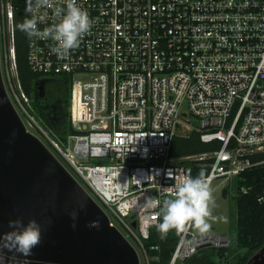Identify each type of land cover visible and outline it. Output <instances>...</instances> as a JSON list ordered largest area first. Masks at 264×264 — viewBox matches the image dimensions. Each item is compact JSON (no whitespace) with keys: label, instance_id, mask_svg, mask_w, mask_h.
I'll list each match as a JSON object with an SVG mask.
<instances>
[{"label":"built area","instance_id":"built-area-1","mask_svg":"<svg viewBox=\"0 0 264 264\" xmlns=\"http://www.w3.org/2000/svg\"><path fill=\"white\" fill-rule=\"evenodd\" d=\"M77 3L92 28L67 59L52 51L54 41L26 35L29 70L52 80L66 76L69 84L71 130L63 140L50 137L26 108L31 100L16 68L12 0H0L3 84L25 129L41 133L135 249L139 264L140 254L151 264L157 257L148 250L156 247L147 249L144 240L159 223L160 205L150 201L162 204L165 189L194 167L208 168L210 184L264 171V0ZM53 4L66 7L61 0ZM33 14L40 30L59 20L49 8L26 10L27 18ZM191 132L212 149L175 161L173 138ZM260 184L256 200L264 204L263 177ZM191 229L180 235L168 264H182L204 247L231 245L226 235Z\"/></svg>","mask_w":264,"mask_h":264},{"label":"water","instance_id":"water-1","mask_svg":"<svg viewBox=\"0 0 264 264\" xmlns=\"http://www.w3.org/2000/svg\"><path fill=\"white\" fill-rule=\"evenodd\" d=\"M42 86L38 85L40 93ZM17 219L24 225L36 220L41 243L24 256L4 248L0 241V264H139L135 249L109 223L93 197L25 129L6 93L0 69V237L13 230L9 221ZM96 220L100 227L89 228ZM245 264H264V247Z\"/></svg>","mask_w":264,"mask_h":264},{"label":"clouds","instance_id":"clouds-1","mask_svg":"<svg viewBox=\"0 0 264 264\" xmlns=\"http://www.w3.org/2000/svg\"><path fill=\"white\" fill-rule=\"evenodd\" d=\"M66 7L55 6L53 0H29L26 9L31 12L32 8L52 9L59 17L57 23L51 27L40 30L38 28L39 17L35 14L31 18H25L19 25V30L28 37H36L41 40H52L55 42L52 51L59 59H67L72 50L80 46L82 39L91 31L92 21L86 10L80 7L77 0H61ZM168 198L155 203L160 205L159 212L156 214L160 222L155 227L161 239L166 238L170 231L186 232L190 228L203 233L211 225L209 221L213 219L212 210L215 200L211 184L204 172L201 171L197 176L186 175L172 188L165 189ZM75 221L77 213H71ZM151 217H148L145 226H149ZM12 231L3 234L0 241L3 247L9 251L15 250L24 256L31 255V250L41 243V227L36 220H30L27 225L19 219L9 221ZM75 228V224L72 225ZM89 228H99L98 220L91 222ZM2 259V257H0Z\"/></svg>","mask_w":264,"mask_h":264},{"label":"trees","instance_id":"trees-1","mask_svg":"<svg viewBox=\"0 0 264 264\" xmlns=\"http://www.w3.org/2000/svg\"><path fill=\"white\" fill-rule=\"evenodd\" d=\"M14 5V54L21 87L25 94L32 100L34 92L38 93V85L43 84V96L46 103L56 100L64 102L65 113H67L69 84L66 76H59L55 80L43 78L41 75L32 73L27 65L26 34L19 30L18 25L26 17V0H12ZM40 81L38 85L36 82ZM40 93V92H39ZM38 93V95H39ZM64 113V114H65ZM219 147V144L214 145ZM212 149V146L204 144L199 140L195 132H191L188 137H174L170 150V157H182L202 153ZM201 171L206 175L207 167H194L192 176H197ZM264 178V171L255 169L249 173H243L235 179L237 189L240 186H253L247 194H237L235 198L236 206V233L235 245L237 249H245L246 255H237L233 264H245L258 250L264 246V204H259L256 196L260 189V178ZM160 222V218H159ZM182 232L170 231L166 238L161 239L155 226L149 229L148 238L144 240L147 249L151 246L154 250H148L150 256L157 257L151 264H168L170 254L175 247L177 240ZM230 251L228 248H209L199 249L193 256L185 260L182 264H220L217 259H223Z\"/></svg>","mask_w":264,"mask_h":264},{"label":"rangeland","instance_id":"rangeland-1","mask_svg":"<svg viewBox=\"0 0 264 264\" xmlns=\"http://www.w3.org/2000/svg\"><path fill=\"white\" fill-rule=\"evenodd\" d=\"M3 55L4 49L0 48L1 64H3ZM39 82L40 81H37L36 85H38ZM38 93H33L32 100L29 98L31 100V108L27 106L26 108H28V112L31 115L35 116V119L39 122L42 128L48 132L50 137H57L60 141H62L63 137L71 130L68 126L67 113H65L64 102L61 100H56L51 103H46L44 99H40L38 97ZM181 110L183 111L184 117L186 118L188 115L186 113L187 110L185 106L182 105ZM33 134L40 138V140L43 141V143L70 171V173L73 174V171L68 167L64 160L55 152V150L49 147L48 143L45 141V139L37 129H35V132ZM177 158L179 157H176L175 161H178ZM79 182L83 185L81 181ZM211 188L215 200V206L212 210L213 219L209 221L211 227L203 233L195 230L194 228H192L191 230L192 232L197 234L213 233L228 236L231 240V245L229 246L230 251L225 255L223 259L216 258V260L220 264H233V261L236 259L237 255L247 254V251L245 249H237L234 241L236 233L235 198L237 194H239V192L236 187L235 180L225 181V179H215L211 183ZM139 257L140 264H145V260L142 254H140Z\"/></svg>","mask_w":264,"mask_h":264},{"label":"flooded vegetation","instance_id":"flooded-vegetation-1","mask_svg":"<svg viewBox=\"0 0 264 264\" xmlns=\"http://www.w3.org/2000/svg\"><path fill=\"white\" fill-rule=\"evenodd\" d=\"M42 89H43V86H42ZM42 96H43V91H41L39 97L42 98ZM263 247H264V246H263Z\"/></svg>","mask_w":264,"mask_h":264},{"label":"crops","instance_id":"crops-1","mask_svg":"<svg viewBox=\"0 0 264 264\" xmlns=\"http://www.w3.org/2000/svg\"><path fill=\"white\" fill-rule=\"evenodd\" d=\"M177 137V136H176ZM173 141V140H172ZM171 150V149H170Z\"/></svg>","mask_w":264,"mask_h":264}]
</instances>
